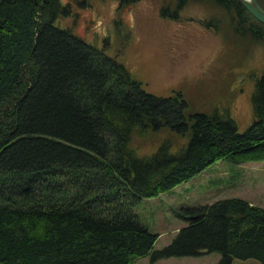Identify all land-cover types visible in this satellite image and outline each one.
I'll return each mask as SVG.
<instances>
[{
  "label": "trees",
  "instance_id": "obj_1",
  "mask_svg": "<svg viewBox=\"0 0 264 264\" xmlns=\"http://www.w3.org/2000/svg\"><path fill=\"white\" fill-rule=\"evenodd\" d=\"M73 1L87 0H0V264H133L210 250L217 264H264L258 203L229 195L180 206L184 223L154 248L157 232L133 209L218 158L264 159V57L252 117L237 129L226 108L193 104L184 83L145 88L105 47L59 23ZM164 1L160 14L177 17L189 0ZM200 1L228 12L223 26L213 14L202 20L221 26L228 50L264 44V22L239 0Z\"/></svg>",
  "mask_w": 264,
  "mask_h": 264
},
{
  "label": "rangeland",
  "instance_id": "obj_2",
  "mask_svg": "<svg viewBox=\"0 0 264 264\" xmlns=\"http://www.w3.org/2000/svg\"><path fill=\"white\" fill-rule=\"evenodd\" d=\"M162 2L87 0L79 5L73 1L71 11L58 22L105 47L140 78L145 88L167 93L170 87L184 83L193 104L226 108L237 129H242L252 117L249 96L261 69L263 42L250 41L244 53L235 54L236 49H227L231 43L224 39L221 26L215 29L203 23L213 14L223 26L228 12L215 4L189 0L177 17H167L159 12ZM162 135L159 132L143 138L139 150L150 149ZM229 195L264 206V159L232 163L218 158L154 195L139 197L133 209L149 229L157 232L154 248L168 242L184 223L176 208ZM218 257L216 250L155 260L144 254L133 264H217Z\"/></svg>",
  "mask_w": 264,
  "mask_h": 264
},
{
  "label": "water",
  "instance_id": "obj_3",
  "mask_svg": "<svg viewBox=\"0 0 264 264\" xmlns=\"http://www.w3.org/2000/svg\"><path fill=\"white\" fill-rule=\"evenodd\" d=\"M256 18L264 22V8L257 0H239Z\"/></svg>",
  "mask_w": 264,
  "mask_h": 264
},
{
  "label": "flooded vegetation",
  "instance_id": "obj_4",
  "mask_svg": "<svg viewBox=\"0 0 264 264\" xmlns=\"http://www.w3.org/2000/svg\"><path fill=\"white\" fill-rule=\"evenodd\" d=\"M167 1V0H166Z\"/></svg>",
  "mask_w": 264,
  "mask_h": 264
}]
</instances>
